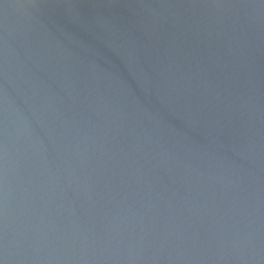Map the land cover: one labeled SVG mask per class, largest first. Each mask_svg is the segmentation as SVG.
<instances>
[{
  "label": "water",
  "instance_id": "water-1",
  "mask_svg": "<svg viewBox=\"0 0 264 264\" xmlns=\"http://www.w3.org/2000/svg\"><path fill=\"white\" fill-rule=\"evenodd\" d=\"M0 264H264V0H0Z\"/></svg>",
  "mask_w": 264,
  "mask_h": 264
}]
</instances>
